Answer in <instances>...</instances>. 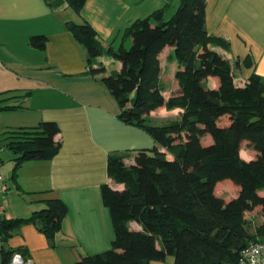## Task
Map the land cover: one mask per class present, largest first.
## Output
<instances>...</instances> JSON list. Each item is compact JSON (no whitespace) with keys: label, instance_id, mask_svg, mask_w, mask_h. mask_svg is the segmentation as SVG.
<instances>
[{"label":"trees","instance_id":"16d2710c","mask_svg":"<svg viewBox=\"0 0 264 264\" xmlns=\"http://www.w3.org/2000/svg\"><path fill=\"white\" fill-rule=\"evenodd\" d=\"M52 5L53 0H44ZM79 15L86 0H63ZM164 10L135 20L114 49L97 39L87 23H66L67 30L84 48L88 73L99 77L119 107L118 119L143 130L157 147L136 152L126 166L125 155L107 159V177L122 190L100 187L108 209L114 238L105 252L81 257L75 264H242V253L254 243H264V222L254 225L247 215L264 216V79L253 74L243 87L234 84L230 64L213 48L229 50V43L205 29V0H179L165 21ZM43 35L30 36L28 46L43 50ZM172 48L168 60L176 63L177 93L164 97L159 55ZM108 57L120 64L107 74ZM250 65L248 59L244 61ZM215 87L209 86V81ZM15 107L0 108V112ZM159 109H180L176 120L152 125L149 115ZM5 132V147L13 155L11 179L23 162L53 158L60 144L54 122ZM209 138V144L203 139ZM246 142L253 158H240ZM159 147V148H158ZM3 148H0L2 150ZM1 162V161H0ZM232 184L236 196L225 201L217 195L221 185ZM45 208L27 219L0 216L4 243L20 225L33 223L48 240L61 231L67 213L59 199L45 200ZM136 223L139 231L131 230ZM0 250V264L13 253ZM169 259L172 262L168 261Z\"/></svg>","mask_w":264,"mask_h":264},{"label":"crops","instance_id":"0c3cea01","mask_svg":"<svg viewBox=\"0 0 264 264\" xmlns=\"http://www.w3.org/2000/svg\"><path fill=\"white\" fill-rule=\"evenodd\" d=\"M178 5L179 0H86L76 15L63 0H53L52 5L44 0H0V108L15 107L0 113L15 116V128L54 122L59 129L55 141L60 144L53 158L23 162L15 179L2 181L7 186L1 198L2 217L27 219L44 209L49 199H59L67 208L53 241L35 224H24L12 231L7 250H21L32 264H75L83 256L111 248L114 233L100 187L122 190L123 186L107 177V159L125 155L124 163L130 166L137 151L157 145L143 130L118 119L116 101L99 77L88 73L86 52L66 23L87 22L101 43L117 49L129 42L122 36L135 20L161 9L170 18ZM205 29L229 43L227 51L213 50L230 64L236 86L243 87L253 74L264 79V0H205ZM36 35L47 39L43 50L28 46V38ZM171 53L170 47L160 53L161 68L163 54L168 58ZM113 61L98 57L92 63L119 70L120 64ZM209 84L216 86L213 80ZM174 87L172 95L177 93ZM180 112L159 109L149 117L176 120ZM252 152L251 148L239 152L240 158L250 161ZM12 169L10 165L11 174ZM246 219L254 225L264 222L258 212ZM129 227L140 230L134 222Z\"/></svg>","mask_w":264,"mask_h":264},{"label":"rangeland","instance_id":"374dc122","mask_svg":"<svg viewBox=\"0 0 264 264\" xmlns=\"http://www.w3.org/2000/svg\"><path fill=\"white\" fill-rule=\"evenodd\" d=\"M169 19V16L165 15L164 16V20L167 21ZM130 39L129 42L126 44V49H128L130 47ZM115 61H113L114 63ZM162 71H161V79L163 80V83L166 87V92H165V97H168L172 91H174V84H176L175 80H174V70L176 69V64L175 61L173 60H168L165 56V54H163L162 56ZM107 74L110 73H116L118 72V70H116V68H114L112 65L109 66V68H107L106 70ZM210 85V84H209ZM172 95V94H171ZM160 116V115H158ZM15 116H12L9 113H0V148H3L0 151V161H2V166H0V184L2 183L3 180H5V182L7 181L8 183V179L9 176H11L10 171H8V169L10 168V165H13V162L10 160V158H12V155L8 152V150L5 147V143L6 141H4L5 138V132L10 133L9 130H15L17 128H15L14 125L15 122L13 120ZM149 120L152 122V125H156V123L159 125L162 123H166L168 121H171L172 119H161V117H159V120L157 119H151L149 117ZM211 141L209 138H204L203 139V144H209ZM249 146L246 142L241 144L240 147V154L244 152L247 153L249 151ZM253 154V152H252ZM8 176V177H7ZM217 195L224 199L225 201H228L230 199H232V197L236 196L235 193V189L233 187L232 184H226V185H221L220 188L217 191ZM172 262V260H169V262Z\"/></svg>","mask_w":264,"mask_h":264},{"label":"built area","instance_id":"2783aa9c","mask_svg":"<svg viewBox=\"0 0 264 264\" xmlns=\"http://www.w3.org/2000/svg\"><path fill=\"white\" fill-rule=\"evenodd\" d=\"M1 151V150H0ZM7 186L2 182L0 184V216L4 212V206L1 198L6 194ZM4 240L0 235V250L4 248ZM8 264H32L30 260L22 257L19 253H13ZM242 264H264V243H254L249 245L242 253Z\"/></svg>","mask_w":264,"mask_h":264}]
</instances>
